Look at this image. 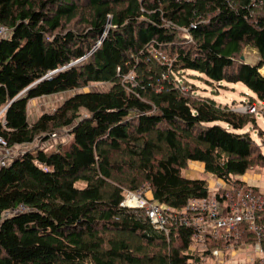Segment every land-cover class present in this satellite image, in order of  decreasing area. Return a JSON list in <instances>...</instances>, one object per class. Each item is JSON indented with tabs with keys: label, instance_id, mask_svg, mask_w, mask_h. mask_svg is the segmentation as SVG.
Wrapping results in <instances>:
<instances>
[{
	"label": "trees",
	"instance_id": "16d2710c",
	"mask_svg": "<svg viewBox=\"0 0 264 264\" xmlns=\"http://www.w3.org/2000/svg\"><path fill=\"white\" fill-rule=\"evenodd\" d=\"M0 24L10 30L0 39V137L44 145L0 167V264H206L227 249L210 237L200 256L192 227L159 230L123 202L150 191L179 212L207 197L205 179L183 174L190 162L234 195L245 174L264 171L255 115L182 82L195 71L263 101L264 0H0ZM246 48L256 64L242 60ZM97 83L109 87L78 92ZM66 92L29 121L31 100ZM64 131L70 144L48 151Z\"/></svg>",
	"mask_w": 264,
	"mask_h": 264
},
{
	"label": "built area",
	"instance_id": "2783aa9c",
	"mask_svg": "<svg viewBox=\"0 0 264 264\" xmlns=\"http://www.w3.org/2000/svg\"><path fill=\"white\" fill-rule=\"evenodd\" d=\"M9 33L10 30L0 24V39L8 37ZM129 78L132 79V77ZM260 102V109L264 111V100ZM6 109L7 107L3 108L0 114L3 124H5L3 118ZM258 109L259 107L254 102L246 103L241 107L242 113L245 114L255 113ZM56 136L57 134L52 135V137ZM11 149L8 147L7 141L0 137V167L8 166L17 156ZM218 186L217 191L210 190L205 198L191 199L187 206L179 212L153 201V197L149 195L150 191L145 193L127 191L123 206L145 208L151 223L159 230L168 232L171 221L192 227L194 229L192 249L199 248L200 256L205 255L206 240L210 237L230 242L227 249L234 248L236 243L243 240L242 245H252L254 253L246 264H254L255 261L264 263V193L248 182L244 188L237 191L236 195L233 194L234 190L219 192L227 187L224 182L223 184L219 183ZM256 188L259 190L256 191ZM136 197H139V200H136ZM129 198H132L131 201L139 202V205L128 203L127 199ZM232 240H235V243ZM242 245L238 249H241ZM219 251L222 252L219 249L212 250L209 255L219 258L221 257Z\"/></svg>",
	"mask_w": 264,
	"mask_h": 264
},
{
	"label": "rangeland",
	"instance_id": "374dc122",
	"mask_svg": "<svg viewBox=\"0 0 264 264\" xmlns=\"http://www.w3.org/2000/svg\"><path fill=\"white\" fill-rule=\"evenodd\" d=\"M188 38L187 35H184ZM244 57L246 62H254L257 59V53L250 48H246L244 51ZM264 67L260 70V72L264 75L263 70ZM183 83H186L188 85H191L193 89L197 90V94L202 95L204 97H209L211 99H214L218 104H222L223 106L228 105L231 109L235 110L236 112L242 113L241 107H243L246 103L252 102L251 99H257L256 94H254L248 87H246L242 83H229L226 81L223 82H212L210 81L204 74L195 72V71H187L184 73ZM109 85L107 84H91L88 87H85L83 89L78 90V92H91V91H102L107 90ZM74 92H66L61 94H55L52 96H44L38 99L31 100L28 107V117L29 121L31 123H34L38 120V117L43 113H51L54 110H56L62 103H64L70 96H72ZM256 103V105L259 107L257 112L251 113L255 115L257 119V126L264 131V111H261V102L257 99L253 101ZM235 106V107H233ZM2 110V109H1ZM0 110V114H1ZM84 112V111H83ZM245 114V113H242ZM250 114V113H246ZM5 116V115H4ZM67 130V129H66ZM247 131H251V134L254 138H256L257 141H260V137L258 135V130L253 129L252 125L250 124L245 128ZM262 138L264 139V132L262 134ZM69 133L67 131H64L63 135H58L56 137H52V143L45 145V148L48 151H56L57 146L62 144L65 148L70 144L69 141ZM37 145H43L42 138L37 139L33 144L30 145H22L20 147L16 146L12 148L13 154H19L24 149H29ZM44 146V145H43ZM184 176L189 179H205L208 182L209 188L211 191L215 190L217 191V188H219L220 181L213 177L212 175L209 176L208 173L205 172L204 169L198 164L197 166L189 167L183 172ZM263 177L255 182V184L264 190V172L262 173ZM244 176L242 177V179ZM248 183L253 184L254 182L249 181ZM150 194V193H149ZM132 198L127 199L128 203H134V205H139V202H136V200H139V197H136L135 201H131ZM149 209V207H147ZM152 211V210H148ZM146 213L148 215V212L146 210ZM233 243H235V240H232ZM244 241H239L236 243L234 248L226 249L219 251L221 257L217 258L212 255H208L206 257L205 263L206 264H242L247 261L248 256L251 254H254L252 245L245 244L242 245ZM242 245L241 249L244 250V254L235 256L231 252L238 250V247Z\"/></svg>",
	"mask_w": 264,
	"mask_h": 264
},
{
	"label": "crops",
	"instance_id": "0c3cea01",
	"mask_svg": "<svg viewBox=\"0 0 264 264\" xmlns=\"http://www.w3.org/2000/svg\"><path fill=\"white\" fill-rule=\"evenodd\" d=\"M253 50H254V49H253ZM254 51L257 53V50H254ZM258 59H259V57H258V54H257V59H256L254 62H248V63L256 64L257 61H258ZM252 99L254 100V98H252ZM252 99H251V100H252ZM198 164L202 167V169L205 170V168H204V164H203V163H200V162H190V163H189V165H190L191 167L197 166ZM189 165H188V167H189ZM263 172H264V171H256V170H255V171H250V172H248L247 174L244 175L243 180H244L245 182L252 181V182H254L253 185L256 186V187H258V186L255 184V182L259 181V180L263 177V174H262ZM209 176H211V174H209ZM219 181H220V180H219ZM220 183L223 184L222 181H220ZM258 188H259V187H258ZM259 189L264 193V190H263L262 188H259ZM149 195H150L151 197H153L152 192H150ZM231 253H232L233 255H235V256H238V255L244 254V250H242V249H238V250L233 251V252H231ZM252 255H254V254H251L250 256H252ZM250 256H248L247 261L245 262V264L249 261ZM205 260H206V258H205ZM242 264H243V263H242Z\"/></svg>",
	"mask_w": 264,
	"mask_h": 264
},
{
	"label": "water",
	"instance_id": "95a60500",
	"mask_svg": "<svg viewBox=\"0 0 264 264\" xmlns=\"http://www.w3.org/2000/svg\"><path fill=\"white\" fill-rule=\"evenodd\" d=\"M245 59V57L244 56H242V60H244Z\"/></svg>",
	"mask_w": 264,
	"mask_h": 264
},
{
	"label": "bare ground",
	"instance_id": "6f19581e",
	"mask_svg": "<svg viewBox=\"0 0 264 264\" xmlns=\"http://www.w3.org/2000/svg\"><path fill=\"white\" fill-rule=\"evenodd\" d=\"M264 71V70H263ZM264 73V72H263ZM233 107H235V106H233Z\"/></svg>",
	"mask_w": 264,
	"mask_h": 264
}]
</instances>
